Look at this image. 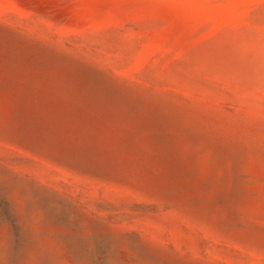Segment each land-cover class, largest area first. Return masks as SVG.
<instances>
[{
  "label": "rangeland",
  "instance_id": "374dc122",
  "mask_svg": "<svg viewBox=\"0 0 264 264\" xmlns=\"http://www.w3.org/2000/svg\"><path fill=\"white\" fill-rule=\"evenodd\" d=\"M0 264H264V0H0Z\"/></svg>",
  "mask_w": 264,
  "mask_h": 264
}]
</instances>
